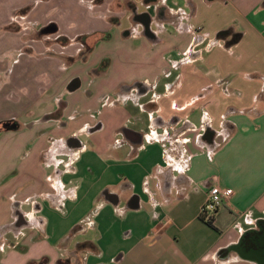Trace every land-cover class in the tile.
<instances>
[{
	"label": "crops",
	"instance_id": "1",
	"mask_svg": "<svg viewBox=\"0 0 264 264\" xmlns=\"http://www.w3.org/2000/svg\"><path fill=\"white\" fill-rule=\"evenodd\" d=\"M3 106L0 264H259L264 0H0Z\"/></svg>",
	"mask_w": 264,
	"mask_h": 264
},
{
	"label": "flooded vegetation",
	"instance_id": "2",
	"mask_svg": "<svg viewBox=\"0 0 264 264\" xmlns=\"http://www.w3.org/2000/svg\"><path fill=\"white\" fill-rule=\"evenodd\" d=\"M2 126L0 130L5 127V125ZM259 225L260 230L256 233L246 234L237 248L245 258L264 264V222H260Z\"/></svg>",
	"mask_w": 264,
	"mask_h": 264
},
{
	"label": "built area",
	"instance_id": "3",
	"mask_svg": "<svg viewBox=\"0 0 264 264\" xmlns=\"http://www.w3.org/2000/svg\"><path fill=\"white\" fill-rule=\"evenodd\" d=\"M235 192L230 188L212 185L208 192L206 201L202 208V218L208 220L213 217L234 196Z\"/></svg>",
	"mask_w": 264,
	"mask_h": 264
},
{
	"label": "trees",
	"instance_id": "4",
	"mask_svg": "<svg viewBox=\"0 0 264 264\" xmlns=\"http://www.w3.org/2000/svg\"><path fill=\"white\" fill-rule=\"evenodd\" d=\"M232 35V31L229 29V30H226V31H222L218 34V37L222 38V37H225V36H231ZM241 35L240 34H233V41H239ZM91 49L89 48L88 51H90ZM8 123V124H6ZM2 125H5L4 129L2 131H12V130H17L18 129V124L15 122V121H9V122H5V123H2ZM216 215V214H215ZM215 215L213 217H211L210 219L206 220L205 218L203 219L205 222H207V224L209 226H213V223H214V218H215ZM28 264H48V259L47 258H43L41 259L40 261H34V262H30Z\"/></svg>",
	"mask_w": 264,
	"mask_h": 264
},
{
	"label": "rangeland",
	"instance_id": "5",
	"mask_svg": "<svg viewBox=\"0 0 264 264\" xmlns=\"http://www.w3.org/2000/svg\"><path fill=\"white\" fill-rule=\"evenodd\" d=\"M24 19H23V16H22V13H18L17 15H15V21H19V22H22ZM31 21V20H30ZM31 23V22H30ZM34 24V23H33ZM9 111V108L3 106V107H0V116L5 114V112H8ZM2 123H0V128H2ZM0 174H6L7 173V170L8 168L10 167V164L8 163L9 161H7L8 159L4 156H1V153L4 154V150H3V146H6L3 145L4 142H6V137H4V133L5 131H2L0 130ZM4 138V139H3Z\"/></svg>",
	"mask_w": 264,
	"mask_h": 264
}]
</instances>
